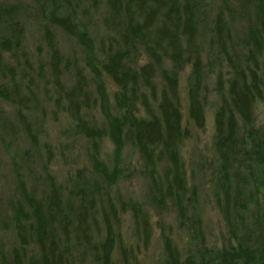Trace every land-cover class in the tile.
<instances>
[{"label":"trees","instance_id":"trees-1","mask_svg":"<svg viewBox=\"0 0 264 264\" xmlns=\"http://www.w3.org/2000/svg\"><path fill=\"white\" fill-rule=\"evenodd\" d=\"M31 1L29 14L0 0V152L16 186L6 216L15 242L0 249V264H138L140 246L124 242L121 216H132L148 249L151 210L171 209L189 246L180 250L158 224L157 264H264V125L255 118L264 104V0ZM32 20L39 43L28 44ZM54 29L76 44V63L64 59ZM187 71V120L204 131L214 113V156L200 167L227 230L222 248L208 246L182 157L191 138L180 92ZM79 138L87 165L60 179L54 165L71 164L63 141ZM127 151L149 183L144 202L114 191L138 172ZM2 167L0 154V182Z\"/></svg>","mask_w":264,"mask_h":264},{"label":"rangeland","instance_id":"rangeland-1","mask_svg":"<svg viewBox=\"0 0 264 264\" xmlns=\"http://www.w3.org/2000/svg\"><path fill=\"white\" fill-rule=\"evenodd\" d=\"M3 3H11L16 5L23 6L27 13L30 14V11L33 10L34 4L31 0H1ZM31 20V19H30ZM31 28L28 30V44L39 43V22L36 20H32ZM58 44H60V49L64 59L70 64L76 63L77 60L80 59V53L75 43L71 40V38L62 31L58 29H54ZM139 63H142L140 61ZM189 75V71H187L181 79V99L183 103V114H184V123L187 124L191 138L187 140L183 144L182 148V157H184V162L187 167V178L190 180V184H193L197 189H199V202L197 204V210L202 215V220L204 221V228L206 231L208 246L222 248L224 244L227 242L228 235L225 227V223L221 220L220 213L218 209H216L213 200L209 198V191L207 187V178H205L202 174L200 164L204 160H211L213 158L212 153V141L215 136L214 131V113L212 111L208 112L207 115V126L204 131H200L195 129L194 125L191 124L188 120L187 108H188V89H187V77ZM65 84L68 87H71L75 83V79L73 76V71L71 70L69 73L65 74ZM210 88L213 89L215 86L216 80L214 78L209 79ZM212 99V98H211ZM3 113L6 118L14 122V114L13 109L3 104L2 105ZM255 118L258 122V126L262 127L264 125V104L258 105L255 108ZM55 129V128H54ZM59 129V128H57ZM57 131L51 132V137L53 140L57 139L56 135ZM68 147L67 156H70V166L65 167L64 164L59 163L55 164L53 170L57 175L62 179L64 176H67V172L70 167H74V169H80L83 166L87 165L86 161V151H85V142L80 138L75 140L69 139L68 141H63ZM1 147V146H0ZM2 152V149H0ZM104 150V158L110 159L112 158L113 146L106 142L103 147ZM2 158V180L0 182V249H9L14 245V234L8 229L6 226V216L8 213V206L10 202L14 199L16 186L14 175L12 174V167L9 161V158L6 154L1 153ZM78 156V158H77ZM73 159H72V158ZM136 154H132L131 152L125 153V160L131 162L133 168L138 172L131 180H125L121 182L116 188H114L115 192L121 193L124 201L134 200L139 202H144L146 197V189L148 186V181L144 180L142 176L139 174L140 164L138 162ZM77 162V165L74 163ZM207 161V163H208ZM72 169V170H74ZM141 172V171H140ZM152 221L153 224V239L149 243V248L145 249L142 242L139 241L138 237L134 235L135 224L133 223L132 216L127 213L126 215L121 216L119 230L124 239L126 245L133 246L138 248L140 246L139 251L136 249V256H138V264H157L161 258V230L157 228V225L160 224L163 229L167 231V229H171V233L173 234V240L177 244L180 250L185 252L189 246V236L187 232H185L184 228L181 227V223L178 222L177 215L174 210H170V212L165 215L159 217L153 210ZM159 225V227H160Z\"/></svg>","mask_w":264,"mask_h":264},{"label":"bare ground","instance_id":"bare-ground-1","mask_svg":"<svg viewBox=\"0 0 264 264\" xmlns=\"http://www.w3.org/2000/svg\"><path fill=\"white\" fill-rule=\"evenodd\" d=\"M209 89H211L210 86H209ZM182 113H183V112H182Z\"/></svg>","mask_w":264,"mask_h":264}]
</instances>
